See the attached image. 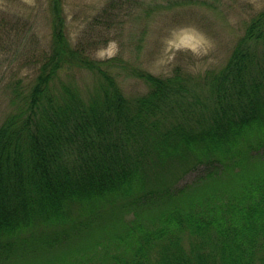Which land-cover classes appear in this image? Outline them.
I'll use <instances>...</instances> for the list:
<instances>
[{
    "label": "trees",
    "instance_id": "1",
    "mask_svg": "<svg viewBox=\"0 0 264 264\" xmlns=\"http://www.w3.org/2000/svg\"><path fill=\"white\" fill-rule=\"evenodd\" d=\"M50 6V48L0 124V264H264V8L221 68L160 76L91 56ZM74 68L97 76L88 96L59 80ZM129 71L147 92H124Z\"/></svg>",
    "mask_w": 264,
    "mask_h": 264
},
{
    "label": "rangeland",
    "instance_id": "2",
    "mask_svg": "<svg viewBox=\"0 0 264 264\" xmlns=\"http://www.w3.org/2000/svg\"><path fill=\"white\" fill-rule=\"evenodd\" d=\"M110 6L119 13L116 19L106 17ZM63 8L74 45H83L95 58L118 55L129 65L166 76L177 69L204 73L221 68L264 0H63ZM185 26L195 27L210 42L198 54L169 50L167 40ZM51 33L50 0H0V124L14 110L18 93L28 91L50 48ZM62 79H72L84 96L97 82L92 71L81 68L62 71ZM118 81L130 97L149 89L131 71L119 74ZM205 168L198 165L183 173L177 185L191 182Z\"/></svg>",
    "mask_w": 264,
    "mask_h": 264
},
{
    "label": "clouds",
    "instance_id": "3",
    "mask_svg": "<svg viewBox=\"0 0 264 264\" xmlns=\"http://www.w3.org/2000/svg\"><path fill=\"white\" fill-rule=\"evenodd\" d=\"M210 43L208 38L193 26L181 27L174 31L167 40L169 50H187L193 54H198L200 47L204 43Z\"/></svg>",
    "mask_w": 264,
    "mask_h": 264
}]
</instances>
